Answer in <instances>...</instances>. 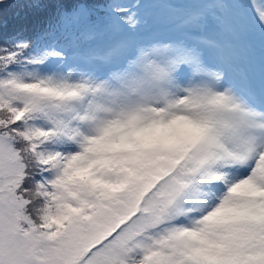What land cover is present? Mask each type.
Segmentation results:
<instances>
[{
	"label": "snow or ice",
	"instance_id": "1",
	"mask_svg": "<svg viewBox=\"0 0 264 264\" xmlns=\"http://www.w3.org/2000/svg\"><path fill=\"white\" fill-rule=\"evenodd\" d=\"M0 264H264V0H0Z\"/></svg>",
	"mask_w": 264,
	"mask_h": 264
},
{
	"label": "trees",
	"instance_id": "2",
	"mask_svg": "<svg viewBox=\"0 0 264 264\" xmlns=\"http://www.w3.org/2000/svg\"><path fill=\"white\" fill-rule=\"evenodd\" d=\"M30 9H31V7H26L24 3H20L16 6L8 8L4 13L5 21H7V18H8V20L10 19L9 24L8 25L6 24V30L9 31V28H10L9 25L14 24L15 22H17L21 19H27V21L24 24H26V25L30 24L31 25L32 23H34V24L36 23L37 17H39V18L43 17V14H44L43 9H41V10L39 9V10H37V12L33 11L34 16H32L30 14Z\"/></svg>",
	"mask_w": 264,
	"mask_h": 264
},
{
	"label": "rangeland",
	"instance_id": "3",
	"mask_svg": "<svg viewBox=\"0 0 264 264\" xmlns=\"http://www.w3.org/2000/svg\"><path fill=\"white\" fill-rule=\"evenodd\" d=\"M37 10H39V9H34V8H31L30 9V14L32 15V16H34V13H33V11L34 12H37ZM41 10V9H40ZM39 14V13H38ZM24 15V14H23ZM42 16V15H41ZM10 20V19H9ZM9 20H8V18H7V21H6V24L8 25L9 24ZM10 26V28H9V31L8 30H6L5 29V31L8 33V32H13L15 29H16V25L15 24H11V25H9ZM24 29V26H19L18 28H17V31H22Z\"/></svg>",
	"mask_w": 264,
	"mask_h": 264
}]
</instances>
